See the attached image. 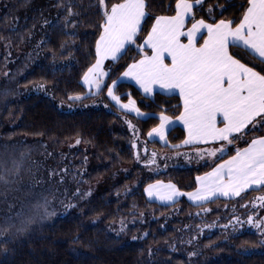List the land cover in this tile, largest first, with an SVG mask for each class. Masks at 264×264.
I'll return each mask as SVG.
<instances>
[{"label": "trees", "instance_id": "16d2710c", "mask_svg": "<svg viewBox=\"0 0 264 264\" xmlns=\"http://www.w3.org/2000/svg\"><path fill=\"white\" fill-rule=\"evenodd\" d=\"M125 1L0 0V80L7 78L1 75L4 66L24 61L12 91L0 94L1 143L29 138L56 151L78 140L90 153L87 165L80 162L75 171H84L85 183L104 181L95 193L44 217L0 212V264H264V204L263 209L245 208L264 198V186L200 204L185 199L161 204L144 194L147 185L159 181L181 192L194 191L199 176L264 137V118L223 142L229 147L212 165L152 173L151 153L181 152L175 147L185 134L178 127L167 132L164 145L147 139L159 124L157 116H180L179 98L160 93L147 98L133 85L117 83L113 94L122 103L132 99L148 115L141 120L117 111L106 97L110 84L146 56L139 46L155 21L173 17L181 0H142L144 18L137 36L108 65L105 85L95 95L82 85L97 62L105 11ZM248 1L203 0L192 9L187 28L196 20L235 27ZM228 52L264 78V62L238 46L230 45ZM94 100L102 106L74 113L58 108ZM117 122L135 128L122 130ZM123 167L128 173L112 180Z\"/></svg>", "mask_w": 264, "mask_h": 264}, {"label": "rangeland", "instance_id": "374dc122", "mask_svg": "<svg viewBox=\"0 0 264 264\" xmlns=\"http://www.w3.org/2000/svg\"><path fill=\"white\" fill-rule=\"evenodd\" d=\"M138 2L139 0H126L109 11H105L106 20L103 34L96 47L97 62L82 80V85L90 94H97L105 85L108 65L114 63L124 52L127 45L136 38L141 24L139 15L141 12L144 13L143 2L141 1L140 4ZM39 14H42V9ZM191 16L184 24L180 18L181 16L175 14L172 22L159 24L158 33L148 39L146 37L141 42L140 50L147 53L142 58H147L148 61L145 67L142 68L144 74L142 78L140 77V86L146 93L151 94L157 89H166L164 87L168 82L175 83L178 87L179 83L184 82L190 75L198 78L200 86L207 84L210 80L216 82L220 77L219 71H222V68L218 71V67L223 66L224 55L227 54L224 38L229 26L224 23L219 24L215 29V33L205 35L201 32L200 35L193 38L191 34L187 33V24ZM198 22L206 26H212L200 20L193 21L191 26ZM201 23L196 24L194 29H202L203 25ZM31 50L33 51V49ZM167 59L171 63H167ZM22 60H15L16 64L14 66L13 62L4 66L5 70L2 71L1 75L4 73L2 78H7L4 81L0 80V94L7 95L12 91L14 78L19 75L22 69L21 66L24 62ZM133 64L135 65L136 62ZM12 68H14L13 73L10 75ZM137 68L127 69L126 77L129 75L130 79L135 78ZM122 75L118 77L117 81L110 84L106 93L109 103L112 105L121 104V107L114 105L117 111L120 112L121 110H129L134 104L132 99L124 104L113 94L115 85L123 82ZM212 90L213 93L210 95H206L203 90L196 96H200L198 98L201 99L203 104L207 103V101H210L207 96L213 95L216 91L215 88ZM227 91H230V89H227ZM227 97L223 96L226 103L224 108L216 107L210 101L213 109L222 113L225 109L227 114L226 108L231 106V104L227 105ZM215 99L219 101L222 96L215 97ZM101 106V100H94L85 105L58 104L59 110L69 113L85 112ZM185 106L188 109H192L194 106L197 107L196 112L201 116L203 125L212 123L206 117L210 113L203 111V106L196 104ZM206 106L208 105L206 104ZM240 107L242 108V117L240 120H236V118L229 120L230 124L234 126V131L228 132L227 139L243 133L258 118H264V102L260 101L259 105L245 103L239 105ZM187 111L193 112L191 110ZM117 123L118 128L122 130L127 129L128 126L129 128L130 126L135 128L133 125L126 126ZM161 124L162 129L156 131V135L153 133L157 139L159 135L163 137V130H167V124L173 128L179 125V121H168L164 124L162 118ZM212 134L206 135L201 131L189 133V142H204L205 137L210 140ZM45 146V148H42L38 141L29 138L14 139L7 144L0 141V212L3 214L12 217L20 214L28 215L30 218L44 217L51 211H61L69 208L79 199L95 193L98 186L104 183L103 180L92 184L85 183L86 175L84 171H75L76 164L82 162L87 165L88 153H90V149L80 144L78 140L71 141L56 151L47 145ZM191 148L199 150L151 153L152 163H150L152 167L150 172L157 173L168 168L198 169L202 166L214 164L227 150L224 147L213 151L211 148L204 149L208 148V143L197 144ZM127 173L128 168L123 167L119 169L112 180L122 178ZM261 186H264V137L253 139L231 159L220 163L211 172L199 176L196 179L194 191L181 192L176 190L171 183L159 181L147 185L144 194L148 200L161 204H171L181 199L193 204H200L215 198H234L250 189ZM262 204H264V198H258L254 202L248 203L245 208L263 209Z\"/></svg>", "mask_w": 264, "mask_h": 264}, {"label": "crops", "instance_id": "0c3cea01", "mask_svg": "<svg viewBox=\"0 0 264 264\" xmlns=\"http://www.w3.org/2000/svg\"><path fill=\"white\" fill-rule=\"evenodd\" d=\"M142 0H139V4ZM203 0H198L197 2H187V1H179L175 6V14H179L181 17L182 22H185L189 19V16L192 14V9L198 5ZM181 12V13H180ZM140 19L144 18V13H140ZM174 20V16L171 18L168 17H161L155 21V24L147 36V39L158 33V26L161 23L165 22H172ZM199 23H195L194 25L187 28V33L191 34L192 37H196L202 34H209L215 33V29L219 24H223L224 22H220L217 25L213 26H206L203 25L202 29H194L195 25H199ZM229 24V23H224ZM226 37L224 38L226 41V48L225 52L227 54L224 55V64L222 67H218V71L222 68V71H219V78L215 81L210 80L207 84H203L200 86L198 78L193 75H190L186 78V80L182 83H179V86L176 87L175 83L168 82L166 83V89H157L156 91L148 94L145 90L140 86L141 79L143 77L144 71L142 72V68L145 67L147 63V58H142L140 61H137L136 64L130 65L127 69H136L135 78L133 77L130 79L129 75L126 77V72L122 75L123 83L132 84L144 97L151 98L155 93H160L163 95H174L177 96L181 102L182 111L179 117L176 119H170L168 117L159 115L157 116L159 120V124L153 130H151L147 134V139L150 141H157L159 144L164 145L166 142V134L167 132L172 129L167 124V130H163V137L159 135L158 139L155 138L154 134L156 135V131H160L162 129L161 119L163 118L164 124L168 121H179V125L176 127L183 130L185 134V138L182 143L177 145L175 148L180 149L181 152L183 151H193L195 148H191L197 144L201 143H208V148L204 149H219V148H227L229 146L225 145L223 142L227 140L228 132H233L234 126L230 124L229 120L236 118V120H240L242 117V108H239V105L242 104H252V105H259L260 101L264 102V78L253 72L248 68H243V65L232 59L228 53V48L230 45L241 47L247 50L250 54L255 56L257 59L264 62V0H249L245 13L242 17L241 22L235 26L231 27L227 33L225 34ZM124 46V45H123ZM167 63H171L170 60L167 59ZM136 66V67H135ZM163 67V66H162ZM139 78V79H138ZM221 81V83H220ZM223 81V83H222ZM218 84V85H217ZM221 85V86H220ZM216 89L215 93L211 96H207V98L214 104V106L219 108H224L226 106L225 101L223 100V96H228L226 99L227 105L231 104L230 107L227 106V114L225 109H223V113L219 112L218 110H214L210 101L207 103H202L201 99L196 96V94L200 93L201 91H205L206 95H210L213 93L212 89ZM221 89V92H220ZM230 89V91H227ZM222 96L221 100H216L215 97ZM204 97V96H202ZM205 99V98H202ZM117 101V100H115ZM201 104H198L199 102ZM243 102V103H241ZM245 102V103H244ZM134 103V102H133ZM124 104H127L124 103ZM199 105L203 106L202 110L206 111L208 114V120L212 123L210 125H203L201 121V116L196 112L197 107L194 106L191 108H187L185 105ZM206 104L208 106H206ZM115 106L121 107L120 103L114 104ZM117 109V108H116ZM191 110L193 111L190 113ZM186 111V113H185ZM121 112L127 113L137 119H145L148 117L147 114H143L138 111L135 106V103L132 104L129 110H121ZM258 115V114H257ZM256 116V115H255ZM258 117V116H257ZM263 119V118H262ZM161 124V125H160ZM169 128V129H168ZM174 128V127H173ZM164 129V128H163ZM201 131L206 135L212 134L211 139L209 140L205 137L204 142H197L192 141L189 142V133ZM158 135V132H157ZM193 136V135H191ZM199 150V149H195ZM227 151V150H226ZM231 159V158H230Z\"/></svg>", "mask_w": 264, "mask_h": 264}]
</instances>
